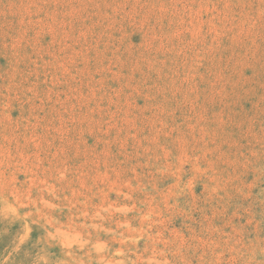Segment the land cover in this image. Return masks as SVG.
Segmentation results:
<instances>
[{"label":"rangeland","instance_id":"obj_1","mask_svg":"<svg viewBox=\"0 0 264 264\" xmlns=\"http://www.w3.org/2000/svg\"><path fill=\"white\" fill-rule=\"evenodd\" d=\"M0 264H264V0H0Z\"/></svg>","mask_w":264,"mask_h":264}]
</instances>
